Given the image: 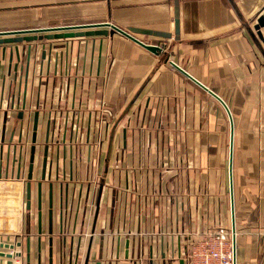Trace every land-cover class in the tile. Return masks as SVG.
Masks as SVG:
<instances>
[{
    "label": "crops",
    "instance_id": "obj_1",
    "mask_svg": "<svg viewBox=\"0 0 264 264\" xmlns=\"http://www.w3.org/2000/svg\"><path fill=\"white\" fill-rule=\"evenodd\" d=\"M263 15L264 0H179L177 32L175 0H0V32L170 36L133 35L159 54L120 34L0 46V180L25 179L26 203L0 240L23 264H187L195 237L232 231L228 114L174 63L230 109L236 264H264Z\"/></svg>",
    "mask_w": 264,
    "mask_h": 264
},
{
    "label": "water",
    "instance_id": "obj_2",
    "mask_svg": "<svg viewBox=\"0 0 264 264\" xmlns=\"http://www.w3.org/2000/svg\"><path fill=\"white\" fill-rule=\"evenodd\" d=\"M175 14H176V30L178 32L179 30V0H175ZM261 28H264V15L258 20V25L256 26V30L259 32ZM96 29H106V30H97L93 31ZM78 30H92L88 32H81V33H65V34H60L56 35H51L50 33H57V32H71V31H78ZM48 34L45 37L38 38L36 36L29 37L25 35H33V34ZM114 34H120L124 36L125 38L135 42L136 44L140 45L144 49L148 50L149 52L153 54H159L161 52V49L158 46L154 45H149L148 43H144L140 40H138L134 34H139V35H148V36H155V37H160V38H170L168 34H163V33H154L150 31H142V30H129L128 32L125 30H122L118 28L117 26L111 24V23H105V24H97V25H81V26H64V27H56V28H42V29H36V30H17V31H7V32H0V46L1 45H9L13 43H22V42H33L37 40H53L57 38H75V37H94V36H113ZM261 34H259L260 36ZM9 36H18L19 38H14V39H1L3 37H9ZM6 48L0 50V58L1 54L3 55V58L5 59L6 57ZM15 54L18 59H20V55L18 52V49H15ZM10 69H12V63L14 60V52L10 55ZM1 64V60H0ZM171 65L181 72L183 75H185L187 78H189L191 81H193L195 84H197L199 87H201L203 90L207 91L211 96H213L218 102L224 107L226 110L229 120H230V128H231V142H230V197H231V213H232V241H233V246H234V251L236 254V247H237V231H236V217H235V200H234V183H233V159H234V121L232 114L230 112L229 107L226 105V103L219 97L217 96L213 91L209 90L206 88L204 85H202L200 82L195 80L193 77H191L185 70L180 68L174 63H171ZM47 156V153L45 157ZM47 158H45V165H46ZM32 165L30 167V175H29V180L32 179V173H33V162H34V151H33V156L31 159ZM30 184L27 186V200H28V205H30ZM5 223L0 222V229L4 228ZM11 229L15 228V223H11ZM23 245L22 243H17V244H12L10 242H3V240H0V248L9 250L11 253H4L1 254L0 257L8 259V264H13V260L16 257H21L22 254L15 252L17 248H21ZM89 257L87 259L86 264H88ZM183 264V262H181ZM235 264H236V256H235Z\"/></svg>",
    "mask_w": 264,
    "mask_h": 264
},
{
    "label": "built area",
    "instance_id": "obj_3",
    "mask_svg": "<svg viewBox=\"0 0 264 264\" xmlns=\"http://www.w3.org/2000/svg\"><path fill=\"white\" fill-rule=\"evenodd\" d=\"M158 47L161 52L165 51V46ZM24 180H0V221H4L6 225L5 230L0 229L2 239L21 234L19 228L26 207ZM12 222L15 223V230L9 229ZM235 256L232 231L220 226L206 236L193 239L187 264H235ZM13 264H23V260L16 257Z\"/></svg>",
    "mask_w": 264,
    "mask_h": 264
}]
</instances>
